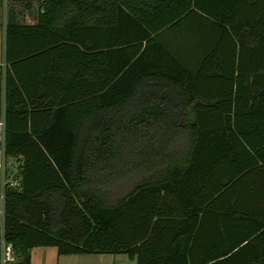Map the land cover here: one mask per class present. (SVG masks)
Wrapping results in <instances>:
<instances>
[{"label": "trees", "instance_id": "trees-1", "mask_svg": "<svg viewBox=\"0 0 264 264\" xmlns=\"http://www.w3.org/2000/svg\"><path fill=\"white\" fill-rule=\"evenodd\" d=\"M14 1L38 13L9 15L0 62V163L19 161L3 201L13 264L39 246L202 264L196 222L227 193L195 191L206 138L256 134L264 152V0ZM257 233L264 250V219Z\"/></svg>", "mask_w": 264, "mask_h": 264}, {"label": "crops", "instance_id": "crops-1", "mask_svg": "<svg viewBox=\"0 0 264 264\" xmlns=\"http://www.w3.org/2000/svg\"><path fill=\"white\" fill-rule=\"evenodd\" d=\"M37 7L38 3H33L31 9L26 8L21 22L35 23ZM3 47L4 27L0 25V62L3 61ZM202 124L205 129L221 127V122L204 121ZM251 125L252 122L248 121L242 127ZM252 126L255 127V123ZM262 127L264 123L257 125V128ZM250 135L252 143L241 137H231L232 140L227 143V132L219 134L217 144L212 133L206 138L211 140L212 148L205 156V171L195 174V191L204 189L205 192H214L220 189L222 192L226 189L227 193L211 202V209L200 214L196 222L193 247L197 263L264 264V259L259 261V257L264 255L263 246L256 236L264 219V152H258L252 147L261 141L260 136ZM229 144L233 146L231 149H228ZM90 254L102 260L100 264H136L135 259L128 258L124 253Z\"/></svg>", "mask_w": 264, "mask_h": 264}, {"label": "rangeland", "instance_id": "rangeland-1", "mask_svg": "<svg viewBox=\"0 0 264 264\" xmlns=\"http://www.w3.org/2000/svg\"><path fill=\"white\" fill-rule=\"evenodd\" d=\"M0 25L4 27L5 23L8 21L9 15L13 16L17 21L21 22L23 21V13H25L26 7L23 2L21 1H11L12 6L9 9V12L7 10L8 6V0H0ZM34 4H37V2H33ZM27 11V10H26ZM8 12V13H7ZM22 15V17H20ZM27 17V16H26ZM28 18V17H27ZM26 18V19H27ZM24 19V20H26ZM6 168L8 171L10 170L11 174L7 178L8 180L11 178L15 179V168L18 165V160L15 158H8L6 160ZM6 169V170H7ZM4 170L2 166L0 165V187L2 189L3 187V176H4ZM131 176H119L115 177V182H113L112 185H115L110 188V191L113 194L119 193L121 191V188H125L132 184L133 179ZM3 206V201L1 202L0 198V210ZM0 226L2 223V217L3 214L0 215ZM52 226H55L57 222V217L53 218L52 220ZM30 252V264H100L102 260L97 259L95 254L84 255V254H72V255H58L57 248L54 246H39V247H33L29 250ZM128 261V259L126 258ZM129 262V261H128ZM108 264V263H106Z\"/></svg>", "mask_w": 264, "mask_h": 264}, {"label": "built area", "instance_id": "built-area-1", "mask_svg": "<svg viewBox=\"0 0 264 264\" xmlns=\"http://www.w3.org/2000/svg\"><path fill=\"white\" fill-rule=\"evenodd\" d=\"M4 126H5V121L4 118H0V133L3 134L4 131ZM6 160L5 158L2 159L1 164H2V168L4 170V176H3V187H2V192H1V198L2 201L4 200V189L6 186L9 187H16L17 186V178L13 179V181L11 180V178L8 180L7 178L10 176L11 172L10 170L8 171V169L6 168L7 166L6 164ZM18 165H19V161ZM17 165V166H18ZM7 169V170H6ZM15 171H17V167L15 168ZM4 209L3 206L0 210V215L3 214ZM16 260V255H15V250L14 247L12 245V243L8 240H6L5 238V231H4V226L3 223L1 224L0 227V264H13V262H15Z\"/></svg>", "mask_w": 264, "mask_h": 264}]
</instances>
